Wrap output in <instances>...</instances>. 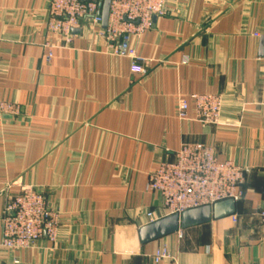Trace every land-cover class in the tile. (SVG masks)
<instances>
[{"label":"crops","instance_id":"crops-1","mask_svg":"<svg viewBox=\"0 0 264 264\" xmlns=\"http://www.w3.org/2000/svg\"><path fill=\"white\" fill-rule=\"evenodd\" d=\"M50 1L0 0V103L18 106L0 112V243L5 206L24 187L58 212V241L0 245V264H264V0H169L132 40L140 74L89 25L64 46L46 27ZM205 93L223 97L217 125L197 119L191 95ZM194 142L251 169L244 197L181 239L142 243L146 213L166 216L149 173ZM163 246L171 258L154 257Z\"/></svg>","mask_w":264,"mask_h":264},{"label":"built area","instance_id":"built-area-1","mask_svg":"<svg viewBox=\"0 0 264 264\" xmlns=\"http://www.w3.org/2000/svg\"><path fill=\"white\" fill-rule=\"evenodd\" d=\"M101 0H51L49 4L47 30L60 34L64 46L74 39V30L91 26L103 37L111 54L131 59V70L144 73L143 59L132 46L133 38H139L152 26L155 16L168 13L169 0H111L109 19L102 28ZM259 36V33H255ZM46 60L53 57V46L47 43ZM197 119L203 126L217 125L221 120L223 97L220 94H192ZM186 99L179 103V119L189 118ZM0 112L15 114L18 106L9 102L0 103ZM251 172L234 160L221 161L212 145L194 142L185 143L175 152L171 161H164L149 173L148 186L157 193L165 215L178 214L203 207L213 206L225 200L238 201L244 197L242 184ZM150 223L156 221L153 211L146 213ZM258 216L264 239V203ZM236 221V216L233 217ZM2 239L0 245L10 251L31 248L46 237L50 242L58 241L60 216L49 205L46 197L34 188L24 187L14 195L4 209L1 218ZM177 237L183 232L179 229ZM156 258H171L168 246L157 249ZM18 263V260H14Z\"/></svg>","mask_w":264,"mask_h":264},{"label":"water","instance_id":"water-1","mask_svg":"<svg viewBox=\"0 0 264 264\" xmlns=\"http://www.w3.org/2000/svg\"><path fill=\"white\" fill-rule=\"evenodd\" d=\"M111 0H101L102 28H106L109 19ZM157 16L154 17V20ZM78 32V30H74ZM261 49L264 46V36L260 40ZM5 118H12L11 115H4ZM236 201L230 199L217 202L213 206L190 209L181 215L173 214L160 218L152 223L139 228V237L142 243H148L167 235L177 232L179 229L201 225L210 222L212 219H218L235 213Z\"/></svg>","mask_w":264,"mask_h":264}]
</instances>
